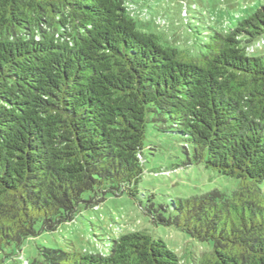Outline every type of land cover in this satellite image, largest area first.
Returning a JSON list of instances; mask_svg holds the SVG:
<instances>
[{"label":"trees","instance_id":"1","mask_svg":"<svg viewBox=\"0 0 264 264\" xmlns=\"http://www.w3.org/2000/svg\"><path fill=\"white\" fill-rule=\"evenodd\" d=\"M138 24L128 0H0V264H184L149 231L25 256L108 194L205 245L193 264H264V5L188 49ZM150 124L241 186L144 205Z\"/></svg>","mask_w":264,"mask_h":264},{"label":"rangeland","instance_id":"2","mask_svg":"<svg viewBox=\"0 0 264 264\" xmlns=\"http://www.w3.org/2000/svg\"><path fill=\"white\" fill-rule=\"evenodd\" d=\"M128 3L139 27L163 32L179 47L188 49L192 45L190 36L197 37L210 28L226 31L264 5V0H128ZM248 54H264V38L257 41ZM159 128V125L150 124L147 130L145 144L151 148L145 151L148 172L142 176L139 186L144 205L151 198L157 206L166 207L171 201L179 203L215 189L230 193L241 186V180L207 169L204 164L190 163L183 152L184 141ZM261 188L264 191V183ZM90 196V193L85 194V199ZM37 229L39 235L25 244L27 258L32 259L41 246L104 254L108 240L134 231H149L160 237L184 264L195 263L208 250L174 226L152 223L139 201L127 194H108L100 205L83 208L75 221L56 231H42L41 226Z\"/></svg>","mask_w":264,"mask_h":264}]
</instances>
